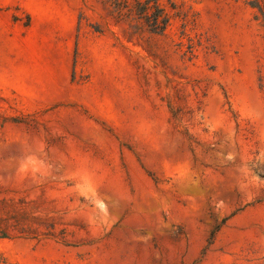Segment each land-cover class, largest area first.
I'll return each instance as SVG.
<instances>
[{"label":"rangeland","instance_id":"rangeland-1","mask_svg":"<svg viewBox=\"0 0 264 264\" xmlns=\"http://www.w3.org/2000/svg\"><path fill=\"white\" fill-rule=\"evenodd\" d=\"M260 10L0 0V264H264Z\"/></svg>","mask_w":264,"mask_h":264},{"label":"trees","instance_id":"trees-1","mask_svg":"<svg viewBox=\"0 0 264 264\" xmlns=\"http://www.w3.org/2000/svg\"><path fill=\"white\" fill-rule=\"evenodd\" d=\"M148 6L146 4H144L143 6V12H145V10H148L147 8ZM157 7V6H156ZM260 13H261V17H262V20L264 21V10H260ZM155 20H154V25L156 27V29L161 30L162 27H163V23L166 21L165 18H162V20H159L158 19V15H155ZM1 264H15V263H11V262H8L6 260H2Z\"/></svg>","mask_w":264,"mask_h":264}]
</instances>
